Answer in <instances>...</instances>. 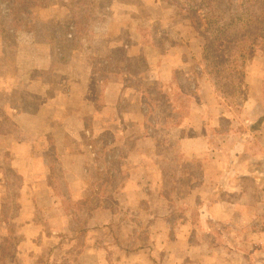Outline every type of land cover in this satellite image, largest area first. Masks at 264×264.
Here are the masks:
<instances>
[{"label":"crops","instance_id":"1","mask_svg":"<svg viewBox=\"0 0 264 264\" xmlns=\"http://www.w3.org/2000/svg\"><path fill=\"white\" fill-rule=\"evenodd\" d=\"M48 11L59 23L71 20L63 7ZM51 33H41V40ZM95 34L80 33L81 53L97 50L88 41ZM9 35L0 42V188L3 171L16 169L22 204L13 220L17 240L8 244L0 233L2 264H63L71 223L62 201L83 206L99 164L117 169L119 189L111 211H92L84 251L68 264H264V78L253 76L251 62L234 69L238 82L252 89L235 115L249 131L215 135L218 121L208 122L204 111L192 108L185 124L170 120L162 137L147 129L139 97L122 89L120 70L107 72L97 101L90 59L50 68L33 34L18 32L7 40ZM138 51L137 45L130 49ZM146 56V81L167 80L175 64L164 69L168 62L156 49ZM204 94L214 109L213 94ZM199 143L201 155L195 152ZM183 154L200 161L202 174L193 185L186 171L170 200L161 190L159 165L179 164ZM178 211L184 213L181 223Z\"/></svg>","mask_w":264,"mask_h":264},{"label":"trees","instance_id":"2","mask_svg":"<svg viewBox=\"0 0 264 264\" xmlns=\"http://www.w3.org/2000/svg\"><path fill=\"white\" fill-rule=\"evenodd\" d=\"M103 1L60 0L61 7L71 16V20L64 24L46 14L48 8L45 0H0V42L6 34H33L40 52L48 54L50 68L55 63L76 64L87 57L92 66L91 91L97 101L106 85L104 78L107 72L120 70L122 89L131 90L139 97L147 129L162 137L160 130L168 127L170 120L174 121L176 127L185 124L192 108L193 111H204L208 122L218 121L219 124L211 129L215 135L231 133L243 136L250 130V127L240 124L235 115L250 97L252 89L238 82L233 66L242 61L251 62L253 76L264 78V62L260 60L264 58V0H160L176 7L202 39L199 50L188 53H182L184 44L166 32L159 18L146 15L132 17L133 10L141 8L142 2L129 3V7L121 9L125 17L122 30L114 33L107 30L93 37L91 35L88 41L101 40L104 43L96 45L97 50H91V54L81 53L77 48L81 37L69 30L72 18L76 14L89 12L90 18L111 29L109 26L114 25L113 9L117 1L105 0L109 3L102 6ZM51 30L50 39L43 42L41 33ZM133 44L139 46L137 54L130 52ZM148 49L159 51L165 62L179 52L182 65L175 64L167 80L149 83L146 81ZM185 63L191 65L188 72L183 67ZM224 84L232 91L226 92ZM206 90L213 94L214 109L205 101ZM218 109L232 113L230 116L220 115L217 114ZM183 157L179 164L162 161V165H159L162 172L161 190L170 200L175 189L181 185L186 171L193 179V185L199 184L198 179L202 174L200 161L185 154ZM116 170L105 164L96 167L97 177L92 181L91 194L83 206H72L67 199L62 201L71 223L67 231L71 234V246L64 251L66 259L62 261L63 264H68L76 253L82 255L85 227L92 211H111V196L120 185V173ZM104 171L107 172L104 174ZM53 172H56V165H52ZM3 173L6 183L0 188V233L10 244L17 240V227L13 220L19 215L22 204L21 177L16 169L7 168ZM53 184L55 188L58 186L57 181ZM176 216L179 223L184 220V213L178 211ZM10 262L13 260L5 264Z\"/></svg>","mask_w":264,"mask_h":264},{"label":"rangeland","instance_id":"3","mask_svg":"<svg viewBox=\"0 0 264 264\" xmlns=\"http://www.w3.org/2000/svg\"><path fill=\"white\" fill-rule=\"evenodd\" d=\"M110 1V0H109ZM116 7L113 9L114 10V14L113 16L115 17L114 19V25L109 26L108 29L104 23L102 22H98V21H94L92 18H90V15L88 14L89 12H86L84 14H76V16H74V18H72V25L69 26V30L72 31L73 33H75L76 35L80 36V33L82 35L83 34H94V33H99V32H107V30L109 32H118L120 30H122V23L125 21V17L123 16V14L121 13V9L125 8V7H129V3H133V2H142L143 6L141 8L135 9L133 11H135L132 15V17L136 18L140 15L142 16H149V17H158L161 20L162 26L163 28L166 30V32L176 41H180L184 44V49L182 50V53H188V52H195L198 51L201 43H202V39L200 40V38L198 37V35L196 34V32L193 30V28L188 24V22H186L184 16L182 14L179 13L178 9L172 5H169L167 3L161 2L160 0H116ZM47 8L45 11H47V15H51L52 13L49 12L48 10H53V9H57L61 8V3L60 0H45ZM109 2L107 1H103L102 2V6L107 5ZM101 6V7H102ZM139 10V11H138ZM78 15V16H77ZM70 18H68L69 20ZM67 20V21H68ZM131 34L133 32H130ZM10 37V35L7 37V40H9L8 38ZM102 43L101 40H97L96 42H94L95 45H100ZM135 44H133L132 46H134ZM131 46V47H132ZM190 47H192V49L196 48L197 50L193 51L191 50ZM148 50H154V49H148ZM159 52V51H158ZM180 53L177 52L176 56H173L172 58L168 57V63H166L164 66L168 65V67L164 68V69H169L172 64H178V65H182V60H180L179 57ZM155 56V55H154ZM158 56L156 55L155 58H157ZM160 57V56H159ZM154 58V59H155ZM162 58V57H161ZM247 62V61H242ZM241 62L236 63L233 66V69H235V67L237 66V64H239ZM190 64H183V67L185 69L190 70ZM111 72V71H109ZM118 73L115 74H110L109 76V80H114L116 79L118 76ZM155 75V72H152L151 76ZM108 77V74H107ZM106 78V76H105ZM230 85V84H229ZM224 90L226 92L232 91L230 90L229 87H227L224 84ZM231 96L232 93H231ZM199 112V111H197ZM219 114V113H217ZM178 136L180 135V133H177ZM177 136V135H176ZM166 145V142H165ZM198 145V149L195 148V152H199V154L201 155L202 153H204V144L203 143H199ZM1 235H0V247L2 245V239H1ZM0 264H2L0 262Z\"/></svg>","mask_w":264,"mask_h":264}]
</instances>
